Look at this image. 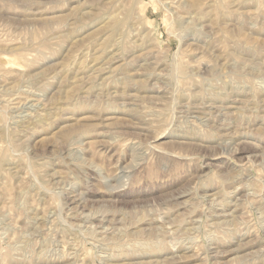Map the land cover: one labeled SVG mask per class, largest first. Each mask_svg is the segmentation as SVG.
Segmentation results:
<instances>
[{
	"label": "rangeland",
	"instance_id": "rangeland-1",
	"mask_svg": "<svg viewBox=\"0 0 264 264\" xmlns=\"http://www.w3.org/2000/svg\"><path fill=\"white\" fill-rule=\"evenodd\" d=\"M0 264H264V0H0Z\"/></svg>",
	"mask_w": 264,
	"mask_h": 264
},
{
	"label": "bare ground",
	"instance_id": "bare-ground-1",
	"mask_svg": "<svg viewBox=\"0 0 264 264\" xmlns=\"http://www.w3.org/2000/svg\"><path fill=\"white\" fill-rule=\"evenodd\" d=\"M235 192V191H234ZM235 194V193H234ZM225 215V214H224Z\"/></svg>",
	"mask_w": 264,
	"mask_h": 264
}]
</instances>
